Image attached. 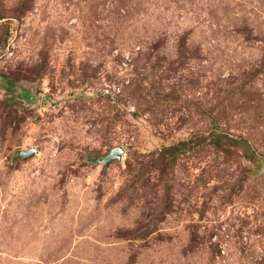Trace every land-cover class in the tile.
Instances as JSON below:
<instances>
[{"label": "rangeland", "instance_id": "rangeland-1", "mask_svg": "<svg viewBox=\"0 0 264 264\" xmlns=\"http://www.w3.org/2000/svg\"><path fill=\"white\" fill-rule=\"evenodd\" d=\"M0 264H264V0H0Z\"/></svg>", "mask_w": 264, "mask_h": 264}, {"label": "water", "instance_id": "water-1", "mask_svg": "<svg viewBox=\"0 0 264 264\" xmlns=\"http://www.w3.org/2000/svg\"><path fill=\"white\" fill-rule=\"evenodd\" d=\"M120 152H121L120 148H113L112 150H110V152L104 158H102L101 161L104 162L105 164H107L111 159L117 157ZM34 153H35L34 148H29L27 150H18L17 151V154L22 158L30 157Z\"/></svg>", "mask_w": 264, "mask_h": 264}]
</instances>
